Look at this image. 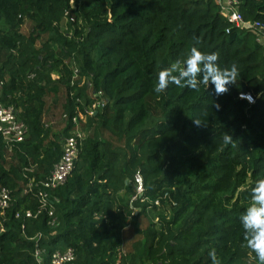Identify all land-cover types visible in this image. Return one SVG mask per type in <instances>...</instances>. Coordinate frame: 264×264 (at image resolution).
Here are the masks:
<instances>
[{"label":"trees","instance_id":"1","mask_svg":"<svg viewBox=\"0 0 264 264\" xmlns=\"http://www.w3.org/2000/svg\"><path fill=\"white\" fill-rule=\"evenodd\" d=\"M239 9L245 19L264 21V0H241ZM65 17L71 35L61 27ZM25 20L32 24L22 33ZM228 26L214 0H0V100L27 126L7 167L0 135V183L11 195L0 213V264H35L36 242L25 233L36 231L43 234L40 246L60 240L58 247H73L71 264H212V248L219 264H258L240 216L264 177V50L256 34L226 32ZM194 37L201 51L219 53L221 67L237 65V82L219 96L211 83L196 90L169 84L156 93L158 70L183 59ZM71 59L85 78L80 85L70 83ZM88 88L106 100L90 115ZM60 89L62 134L73 116L86 114L110 135L125 137L131 151L93 130L66 181L52 191L58 198L52 215L42 208L35 218L15 217L39 208L37 186L24 189L31 177L44 179L61 155L57 133L45 141L44 122L46 98ZM226 132L233 138L227 145ZM30 163L31 172L24 169ZM137 170L146 199L132 202L139 208L132 214L120 191L130 190ZM140 216L149 218L144 237L123 253L122 231Z\"/></svg>","mask_w":264,"mask_h":264},{"label":"built area","instance_id":"2","mask_svg":"<svg viewBox=\"0 0 264 264\" xmlns=\"http://www.w3.org/2000/svg\"><path fill=\"white\" fill-rule=\"evenodd\" d=\"M214 2L219 6L221 14L229 22V26L226 28V32H229L231 28L245 29L256 34L257 41L263 46L264 50V21L261 20H249L245 19L243 14L239 9L241 0H214ZM85 78L80 77L78 72V67L72 70L71 84L80 85ZM89 85V83H88ZM1 87V81H0ZM92 98V103L85 107L87 114H94L97 107H102L106 100L103 96L101 90L90 91L88 94ZM63 116L67 118L64 113ZM83 116V115H82ZM86 116V114L84 115ZM81 114H77L71 119V126L67 135L63 138L61 145V155L59 159L53 164L49 174L44 178L35 182L33 179L27 183L24 192L31 190L32 186L35 184L37 186L36 196L39 200V208L36 211L31 209H25L22 212L16 211L15 217L24 218H35L41 211L42 208L47 210L49 216L52 215V206L54 202L58 201L57 196H55L52 191L62 185L67 177L70 175L75 161L78 157L79 151L82 146V142L86 136L85 131L80 126ZM82 122V121H81ZM27 133L26 124L19 118L16 109L11 104H6L0 100V135L4 144L6 145L7 151H11L14 143L21 142L25 139ZM133 183L136 187V193L130 199V207L135 213L137 208L132 205V202L137 198L140 200H145L142 197L144 192L143 178L139 170L134 173ZM11 200V195L9 189L0 183V213L3 214L5 210L9 207ZM155 204H159L158 199L153 201ZM136 210V211H135ZM48 225L53 228L56 226V218L53 216L48 218ZM24 229V225H22ZM43 234L38 232L35 236H30L29 238L35 240V248L33 251V257L35 264L38 260H42V264H71L76 257L73 247L67 246L63 248H57L50 252L46 251L39 245V240L42 238Z\"/></svg>","mask_w":264,"mask_h":264},{"label":"clouds","instance_id":"3","mask_svg":"<svg viewBox=\"0 0 264 264\" xmlns=\"http://www.w3.org/2000/svg\"><path fill=\"white\" fill-rule=\"evenodd\" d=\"M200 39L194 37V42L183 59H177L170 66L162 67L157 72V83L154 87L156 93L164 92L169 84L181 88L196 90L201 84L206 88L211 83L217 96L228 92V85L237 82L239 69L235 63L230 66L221 67L218 63L220 56L216 51L203 52L199 49ZM240 99H246L250 103L255 100L251 93L240 92ZM215 108L219 110L220 105L216 103ZM197 126L202 125L199 119L193 120ZM233 138L229 133L223 135L225 145L232 143ZM251 203L240 216L243 228V239L248 248L255 253L258 264H264V177L255 181L250 189ZM212 264H219L215 248L209 250ZM37 264H42L38 260Z\"/></svg>","mask_w":264,"mask_h":264},{"label":"rangeland","instance_id":"4","mask_svg":"<svg viewBox=\"0 0 264 264\" xmlns=\"http://www.w3.org/2000/svg\"><path fill=\"white\" fill-rule=\"evenodd\" d=\"M67 19L68 18H63L62 22H61V27L65 28V30L68 31V33L71 35L72 34V30L70 28L67 27ZM66 22V23H65ZM32 22L30 20H25L23 25L21 26V32L22 33H27L31 27ZM66 24V26H65ZM39 44V42H38ZM68 61V60H67ZM68 63L70 64V68L73 70L75 67H77L75 60L71 59L68 61ZM53 77L55 78L56 75H53ZM91 89L88 88L87 93L90 94ZM65 94H64V90L60 89L58 92H53L50 93L47 98H46V102H47V111L44 115V122L45 124L48 125V128L50 129V133L48 134V136L45 138L46 140H53L54 139V135L53 133H57L56 137L58 138L57 140L61 142H63V138L67 135L66 134H62L61 132L62 129L66 126V121H65V117L63 116V103L65 102ZM82 121V122H81ZM81 121H80V126L82 127V129L85 131L86 134L91 133L93 130L95 131V133L100 136L103 139H108L110 140L115 147L122 149L126 154H129L131 151V147H128L126 144V139L125 137H115L113 135H110L106 130L100 128V125L98 122L93 123L92 121L90 122L87 118V116H82L81 115ZM61 131V132H60ZM69 131V130H68ZM6 153V159L8 161V163L6 164V167L8 166V164H10V162H13V159H10V157H12V153L8 150ZM35 167V164L30 163L27 167H25L24 169L26 171H32ZM35 180L34 177H31L30 180ZM28 181V182H29ZM136 193V187L134 185V183H132V185L130 186V190L125 192V191H120V195L123 199L124 202L129 203L130 199L132 198V196ZM169 207V206H167ZM138 210V208H137ZM136 211V210H135ZM169 214V213H167ZM167 214H164L165 216H167ZM160 215L156 214L154 216V221H157V218H159ZM136 223H134L133 221L129 222L128 227L125 228L122 231V244H121V251L123 253H128L131 248L133 243L136 240H142L144 237L143 234V229L147 226V224L149 223V218L148 216H140L137 220H135ZM25 231V230H24ZM23 231V233H24ZM38 232L36 231L35 233L32 234V236H35ZM55 230H52V232H50V234H54ZM25 235L27 237H30L27 233H25ZM59 244H61V241L58 240L57 242H55L53 245H47L48 247H44L43 245H41L42 248H44L46 251L50 250H55L58 247ZM49 252V251H48ZM35 261V260H34Z\"/></svg>","mask_w":264,"mask_h":264},{"label":"crops","instance_id":"5","mask_svg":"<svg viewBox=\"0 0 264 264\" xmlns=\"http://www.w3.org/2000/svg\"><path fill=\"white\" fill-rule=\"evenodd\" d=\"M139 209V208H138ZM128 226H126L125 228H127Z\"/></svg>","mask_w":264,"mask_h":264}]
</instances>
